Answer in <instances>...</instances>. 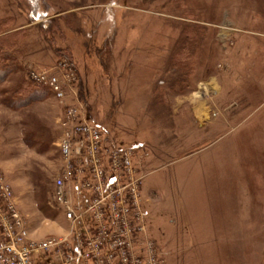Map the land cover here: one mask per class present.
Returning a JSON list of instances; mask_svg holds the SVG:
<instances>
[{"label":"rangeland","instance_id":"obj_1","mask_svg":"<svg viewBox=\"0 0 264 264\" xmlns=\"http://www.w3.org/2000/svg\"><path fill=\"white\" fill-rule=\"evenodd\" d=\"M5 35L19 65L0 82V170L32 238L68 231L52 199L57 120L81 104L110 147L131 150L164 264H264V0H0ZM63 65L76 79L62 101L11 103L29 71Z\"/></svg>","mask_w":264,"mask_h":264},{"label":"built area","instance_id":"obj_2","mask_svg":"<svg viewBox=\"0 0 264 264\" xmlns=\"http://www.w3.org/2000/svg\"><path fill=\"white\" fill-rule=\"evenodd\" d=\"M31 70L27 80L62 101L75 73ZM62 159L52 199L68 223L62 237L35 240L0 170V264H164L145 235V213L131 150L110 147L81 104L57 120Z\"/></svg>","mask_w":264,"mask_h":264},{"label":"trees","instance_id":"obj_3","mask_svg":"<svg viewBox=\"0 0 264 264\" xmlns=\"http://www.w3.org/2000/svg\"><path fill=\"white\" fill-rule=\"evenodd\" d=\"M49 28L50 27H47L48 31ZM188 29L191 30L192 35L180 39L179 49L176 54L177 57L174 59L180 67V73L176 77V81L180 83L186 81L190 63L192 62L191 56L196 48V46H194L196 45L195 41L199 38V31H196V28L189 26ZM189 37H192V39ZM15 46V40L12 41L7 35L0 37V82L17 70L19 64L13 53L14 51L17 52V48L13 50ZM188 47L189 49L186 50ZM12 93L14 96H12L11 103L16 107H22L35 99H41L51 95L47 88L36 86L27 79L21 81Z\"/></svg>","mask_w":264,"mask_h":264}]
</instances>
